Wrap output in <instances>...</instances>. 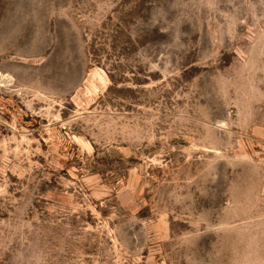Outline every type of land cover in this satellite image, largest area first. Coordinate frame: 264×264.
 <instances>
[{
	"label": "rangeland",
	"instance_id": "1",
	"mask_svg": "<svg viewBox=\"0 0 264 264\" xmlns=\"http://www.w3.org/2000/svg\"><path fill=\"white\" fill-rule=\"evenodd\" d=\"M0 264H264V0H0Z\"/></svg>",
	"mask_w": 264,
	"mask_h": 264
}]
</instances>
